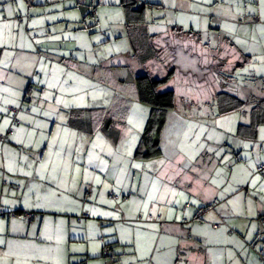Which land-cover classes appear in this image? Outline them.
<instances>
[{
  "label": "crops",
  "instance_id": "0c3cea01",
  "mask_svg": "<svg viewBox=\"0 0 264 264\" xmlns=\"http://www.w3.org/2000/svg\"><path fill=\"white\" fill-rule=\"evenodd\" d=\"M140 1L176 11L168 25L170 30L160 32V23L149 15L152 6L148 8L145 28L151 41L173 36V28L180 27L186 31L185 38L194 39L223 61V71L232 75L229 88L234 93L248 102L264 98V5L260 0ZM120 2L1 0L0 135L6 139L0 142V264H29L27 260L30 264H81L85 260L86 264L91 260L112 264L103 257V247L100 254L90 252L88 246L86 256L76 260L72 255L77 251L75 244L88 238L90 229L100 234L105 231L98 220L105 222L106 209L137 219L133 206L141 214L161 219L146 224L135 221L144 238L133 241L132 257L119 255L115 264H264V170L257 172V166L264 163V125L255 139L237 136L238 125L250 122L249 104L242 110L244 120L233 129L216 126L214 121L237 112L218 113V80L196 83L176 74L162 87V91L174 89L177 93V105L169 114L162 139L171 123L173 137L166 149V163L150 171L157 181L149 183L148 190L140 187L132 193L136 178L146 174L149 160L133 156L136 162L127 170L126 180L120 182L124 160L106 163L107 151L102 144L106 132L99 127H94L93 133V128L86 131L71 125L76 117L70 114L75 108L70 104L85 94L86 82L91 81H86L91 76L87 67L104 65L107 72L108 62L113 65L122 55L131 54L114 50L103 56L95 44L87 52L83 49L91 33L102 34L100 45L106 46L111 39L122 37L109 34L98 16L101 9L121 7ZM118 13L120 23L116 25L127 30L130 42L128 32L143 31L144 27L130 29L123 8L122 14ZM243 14L258 20H244ZM82 51L87 54L84 61L78 57ZM92 53L96 57L93 63L89 61ZM132 57L128 63L149 69L154 77L162 76L163 67H155L156 60L142 64ZM56 70L64 73L62 80L54 78ZM71 73H80L85 79H70ZM76 81L84 82L78 93ZM80 119L91 121L92 115ZM15 120L19 121L16 125ZM10 129L13 134H8ZM199 134L200 142L195 143L193 137ZM183 141L187 145H182ZM115 147L116 153L121 150V141ZM41 165L47 170L42 171ZM111 173L114 188L107 194L104 183ZM98 177H103L100 186L96 184ZM215 201L217 205L211 207ZM83 212L93 214V218L81 223L69 219L68 226L58 218L78 217ZM10 213L18 215L9 217ZM24 213L36 217L26 221L20 216ZM217 224L221 226L217 228ZM48 232H54L55 237L59 232L65 234L61 244L64 251L55 250L44 260L24 257L25 240L35 236L42 241ZM58 242L53 238L51 244L57 248Z\"/></svg>",
  "mask_w": 264,
  "mask_h": 264
},
{
  "label": "rangeland",
  "instance_id": "374dc122",
  "mask_svg": "<svg viewBox=\"0 0 264 264\" xmlns=\"http://www.w3.org/2000/svg\"><path fill=\"white\" fill-rule=\"evenodd\" d=\"M116 9H118V11H120V14H122V8L117 6L116 8L108 7L105 10L101 9L98 16L102 18L103 25L105 29H108L107 31H109V34H112L114 36L117 34L122 37H118L116 40L111 39V41H108V45L106 46V44L100 45L101 41H103L104 39L102 34L91 33L89 34V36H86L88 42L87 44L83 45V49L87 52V50H90V48L94 47L95 44L98 48L97 52L103 56L104 54L109 56L111 51L114 50L120 51V53L131 51V54L122 55L121 61L116 59L117 63L113 62V65L112 62H108L109 69L107 72L104 71V65H98L96 67L92 65L87 67L88 71H86L90 73L91 76H89V78H86V81H89L90 79L91 81H89L88 83L86 82L85 87L84 82L76 81L74 89L78 93L84 87L85 94L82 95L81 98H77V100H75V102L70 105L75 107L74 109L76 110V112H80L82 115L94 114L97 116L99 115V113H101L102 118H108V121L112 126L110 127V130L112 131H108L107 136L102 137V144L107 151L105 152L104 158L106 160V163H110V160L113 159L114 162H120L121 158H123L125 166L124 173H122L120 176V182H124L127 177V170H129L131 164L136 162L134 161L133 156L140 146L142 131L144 130V127L147 123L150 112V107L139 101L137 97L135 79L137 75L148 73L149 69L142 66L139 67V69L134 65V63L131 64L130 62H127L130 57L133 59L132 48L130 47L131 45L129 44L130 42L126 34L127 30L124 31L123 27H121L120 25H116L120 23L119 13ZM175 14V9L164 7L152 6L149 11V15L152 17L154 15L157 22L160 23V25H158L160 32H164L169 29L168 25H171V19H173V15ZM243 16L244 14L242 15V17ZM158 17L164 18L159 19ZM111 21H114L112 25H110ZM112 26L114 27L112 28ZM111 28L112 31L110 30ZM155 41L156 46L159 47L160 50L159 60L155 61V67H163V69L161 70L162 76L160 77L165 76L166 73L169 72V70L175 69L179 75L184 76V72H186L188 74L186 78L194 80L197 79L198 75L196 76V73L198 74L200 72L199 70L201 69V67H206V73L209 74L207 81L214 80V78L211 79V74H213V69L215 68V65L218 64L219 58L203 50L199 46L198 42H196L194 39L190 37L185 38L184 36L179 37L176 35H170V37H167L163 35L158 36ZM86 55L87 54L82 51L78 55V57H80V59L84 61V58L87 57ZM94 55V53L89 55L91 59L89 61H92L91 63H93L95 60L94 58H96ZM124 61L126 62V64ZM119 63H121L122 66H116ZM159 63H161V65H158ZM87 72H85L86 75H89ZM63 77L64 73L61 71L60 73L59 71H57V74L54 76V78H58V80H62ZM79 78L85 79L80 73L70 74V79L75 80ZM119 80H121L122 82H119ZM262 88L264 90V86ZM260 91L262 92V90ZM244 114V111L240 110L234 114L221 117L219 121H214L213 123L216 126L218 125L222 129L230 131L231 128L233 129V127H235V124H237V122L244 120ZM194 122L195 126L196 120ZM108 126L110 125L108 124ZM172 128L173 124L171 123L165 130V137L162 139V148L165 147L163 155L146 162V174L143 178H136L133 187L134 191L132 193H137L136 190L140 187L142 189L148 190L149 183H155L157 181L155 177H152V174L155 173H152L150 171H153L155 169V165L159 166L166 163V159L168 157L166 149L171 143L173 137ZM196 132L199 133L200 130L197 129ZM201 136L202 135L200 134L197 136L194 135V142L199 143V139ZM111 137H117L119 141L116 142L113 140L115 138L112 139ZM186 138H188L187 134L184 136V139ZM120 141L121 150L116 153L115 144H118ZM185 143L187 145L186 141H183L181 144L185 145ZM112 177L113 174L104 183V186L106 187L105 189H107V194L109 193V190H112L114 188ZM102 178L103 177L97 178V186L101 185ZM129 182H131V179ZM116 194L120 196L119 193L116 192ZM116 204H118V202H115V205ZM133 207L134 208H132V211H136V216L139 215L141 211L138 212V210H136L137 207ZM114 209H116V206ZM120 215L121 213L117 214V212L114 210H104L103 216L106 219L105 222H103V220L98 221L104 224L103 228H105V231L100 234V232L96 231L95 229H90L88 232V238L84 237L82 238V241L76 242L75 247L78 252L76 251L75 254H72L76 258V260H78L81 256H86L85 253H87L86 251L88 249V246H90V252L102 254V247L105 243L110 244V246L112 247L110 253L111 256L107 258L104 257L106 258V260H112L114 257H116L117 254H123V256L125 257H132L133 241L144 238V236H142L140 234V231L135 228L137 226L135 221L138 220L136 218H132L133 215L127 214V217ZM146 215L144 220L146 219L147 221ZM90 216L93 218V214H90ZM58 218L60 220V223L64 224V226H68L67 224L69 222V219H72L74 222H77L78 220L75 215H63L59 216ZM140 224H146V222L143 221V223ZM127 227L129 228L128 231L126 229ZM54 235V232H48L44 233L42 241H38L35 236L25 240L24 244L26 245L27 252L23 253L24 257H28L30 259V257L32 256H37L38 258H42V260H44L49 258L50 254H52L55 250H62L63 252L64 250L61 244L63 243L65 234L59 232L57 237H55ZM95 237L97 238V240ZM102 237L105 239L104 243L101 242ZM53 238L58 239L59 248H56L54 247V244H51ZM71 259L72 262L76 261L73 257H71ZM95 262V260H91L90 264H95ZM26 263L30 264L29 260H27ZM38 264L45 263L40 262Z\"/></svg>",
  "mask_w": 264,
  "mask_h": 264
},
{
  "label": "trees",
  "instance_id": "16d2710c",
  "mask_svg": "<svg viewBox=\"0 0 264 264\" xmlns=\"http://www.w3.org/2000/svg\"><path fill=\"white\" fill-rule=\"evenodd\" d=\"M1 3V0H0ZM121 7L123 8L126 23L127 26L132 29L135 26L144 27L143 31H129V39L131 43L132 53L133 56L136 57L142 64L147 63L149 60H159L160 50L159 47L156 46V43L150 40L149 33L146 27L147 25V11L150 6H157V4H150L147 1H140V0H121L120 2ZM245 16L250 17V19H245ZM252 16L250 15H244V20H252ZM173 33L176 36H185L183 29L180 27L173 28ZM192 33V32H187ZM167 37H170V35H166ZM197 41H201L199 38H196ZM214 68V67H213ZM224 63L221 59H219V62L217 65H215V68L213 69L212 78L214 80H218L219 84L221 86V89L216 94L215 102L217 105V110L220 115H226L231 112L240 111L243 110L245 106H249L251 104L252 106L249 109V117L250 122L248 124L240 123L237 127V136L245 139H255L259 132V127L264 125V98L261 97H255L256 102H248L246 99L240 97L238 94L234 93L229 88V79L232 78L231 74H228L227 72L223 71ZM206 67H201L199 70L200 72L197 79H194L193 82H203L207 81L208 75L206 72ZM201 73V74H200ZM177 71L175 69H172L169 71L165 76L160 77H154L151 73H143L142 75H137L135 79L136 83V91H137V97L139 101L142 103L148 105L150 107L149 117L147 120V123L144 127V130L142 131L141 136V143L137 151L134 153V158L140 161H147L152 160L158 157H161L163 155V148H162V135L165 126L168 122V117L171 111H173L176 108L177 105V93L174 89H168L165 91H162V87H164L173 76H175ZM187 73L184 72V76L187 77ZM70 114L75 115V119H72L71 125L73 127H76L80 130H89L90 128H93L92 132L94 133V127H99L100 129L104 130L106 134H108V131L110 130L111 123L108 121V118L101 117V113L99 115L92 114V120H82L80 119L82 117V114L80 112H76L75 109L71 110ZM72 116V115H71ZM80 117V118H79ZM18 123H15V125ZM108 124L110 126H108ZM112 138V137H111ZM115 138V139H113ZM112 139L116 142L119 141L117 137H113ZM2 143V142H1ZM262 164V163H261ZM264 164V163H263ZM114 198V197H113ZM119 198L117 199V201ZM217 205V202H213L210 206L215 207ZM7 212V211H6ZM18 214L10 213L9 217H16ZM148 213L146 216L148 222L152 221H158L160 222V219H158V216L153 215V217L150 219ZM23 217L26 221H32L35 219L36 216H34L32 219L28 220L24 214L20 215ZM78 222L81 223L85 220H88L91 218L90 214L88 212H83L80 216L77 217ZM145 215L139 214L137 217L138 221H146L144 220ZM221 226V224H219ZM219 226V227H220ZM217 227V228H219ZM101 242H105V239L102 237ZM111 246L110 244H104L103 245V257H110L111 253ZM123 255V254H117L116 257H114L111 260L112 264H115L117 259V256ZM114 263H113V262ZM73 264V263H72ZM81 264H86V260L82 261Z\"/></svg>",
  "mask_w": 264,
  "mask_h": 264
},
{
  "label": "built area",
  "instance_id": "2783aa9c",
  "mask_svg": "<svg viewBox=\"0 0 264 264\" xmlns=\"http://www.w3.org/2000/svg\"><path fill=\"white\" fill-rule=\"evenodd\" d=\"M245 19H250V17H248V16H245ZM251 19L252 20H254V21H257L258 20V17H255V16H253V17H251ZM19 121H17V120H15V123H18ZM8 134H13V129H10L9 130V133ZM5 139H6V136H4V135H0V142H5ZM263 170H264V164L262 163V164H259L258 166H257V172H263ZM24 216L28 219V220H30V219H32L34 216H35V214L34 213H24ZM153 217V215L151 214V215H149V218L151 219ZM158 219H160V216H158ZM220 225H216V227H219Z\"/></svg>",
  "mask_w": 264,
  "mask_h": 264
},
{
  "label": "snow or ice",
  "instance_id": "6c2138e0",
  "mask_svg": "<svg viewBox=\"0 0 264 264\" xmlns=\"http://www.w3.org/2000/svg\"><path fill=\"white\" fill-rule=\"evenodd\" d=\"M260 3H261V5H264V0H260ZM21 6H22V2H21ZM8 14L9 15L12 14V10L11 9L8 10ZM5 27H10V25H5ZM261 31H262V33H264V28H262ZM2 36H3V33L0 32V37H2ZM7 123L8 122L5 121V124H7ZM41 169H42V171H46L47 170V166L46 165H41ZM52 171L55 172L56 169L53 168ZM28 175H31V173H28ZM52 178H54V177H52ZM0 243H2V241H0Z\"/></svg>",
  "mask_w": 264,
  "mask_h": 264
}]
</instances>
